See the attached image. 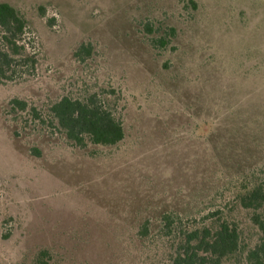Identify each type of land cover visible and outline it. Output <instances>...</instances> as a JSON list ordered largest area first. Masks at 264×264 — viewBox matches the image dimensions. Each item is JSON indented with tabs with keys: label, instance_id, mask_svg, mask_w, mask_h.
I'll return each mask as SVG.
<instances>
[{
	"label": "rangeland",
	"instance_id": "374dc122",
	"mask_svg": "<svg viewBox=\"0 0 264 264\" xmlns=\"http://www.w3.org/2000/svg\"><path fill=\"white\" fill-rule=\"evenodd\" d=\"M0 2L29 20L38 54L0 85V262L45 248L51 264H135L137 215L197 204L221 170L264 160V0ZM81 43L93 51L77 62ZM87 89L114 91L120 143L80 149L4 111Z\"/></svg>",
	"mask_w": 264,
	"mask_h": 264
},
{
	"label": "trees",
	"instance_id": "16d2710c",
	"mask_svg": "<svg viewBox=\"0 0 264 264\" xmlns=\"http://www.w3.org/2000/svg\"><path fill=\"white\" fill-rule=\"evenodd\" d=\"M29 30L30 22L19 9L0 2V85L23 82L35 71L38 54L24 40ZM156 41L167 45L164 38ZM92 51L91 44L81 43L73 58L84 62ZM113 92H67L43 108L14 97L4 111L13 115L21 129L32 125L42 132L58 133L80 149L110 147L125 136L117 100L107 94ZM209 137L202 135L207 143ZM243 162L228 166L229 173L221 170L217 176L221 184L205 191L197 204L137 215L127 242L135 264H264V160ZM52 260L44 248L33 264Z\"/></svg>",
	"mask_w": 264,
	"mask_h": 264
}]
</instances>
